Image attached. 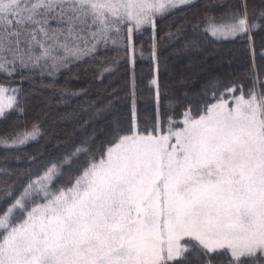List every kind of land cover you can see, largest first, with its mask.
Segmentation results:
<instances>
[{
    "label": "trees",
    "instance_id": "obj_1",
    "mask_svg": "<svg viewBox=\"0 0 264 264\" xmlns=\"http://www.w3.org/2000/svg\"><path fill=\"white\" fill-rule=\"evenodd\" d=\"M163 2L154 20L142 13L144 21L128 25L88 0H0V51L21 60L0 66V85L15 94L0 116V221L6 216L7 223L0 244L9 228L74 188L135 128L180 136L185 119L214 110L223 117L229 164L256 170V210L264 213V0ZM35 90L49 107L37 105ZM196 130L187 153L176 134L170 142L192 172L205 157L222 162L214 139ZM47 173L45 196L34 182ZM224 207L229 220L240 219ZM187 241L177 258L159 264H264V248L238 257L228 247Z\"/></svg>",
    "mask_w": 264,
    "mask_h": 264
},
{
    "label": "rangeland",
    "instance_id": "obj_2",
    "mask_svg": "<svg viewBox=\"0 0 264 264\" xmlns=\"http://www.w3.org/2000/svg\"><path fill=\"white\" fill-rule=\"evenodd\" d=\"M163 1L88 0V4L129 25L144 21L142 13L154 20ZM74 29L72 25V38ZM53 39L49 42L56 44ZM14 59V54L0 51V66L21 61ZM34 94L37 105L50 106L39 91ZM14 102L13 90L0 85V116ZM214 112L199 120L185 119L184 132L175 134L185 153L196 142V129L213 138L221 163L205 157L204 168L187 170L190 165L186 168L180 160L184 151L170 143L175 134L148 136L135 128L91 164L74 188L50 196L48 203L37 205L22 223L9 228L0 244V264H159L177 258L191 238L209 249L228 247L238 257L264 248V213L256 210L255 202L256 170L246 171L245 163L241 170L235 159L234 166L229 164V147L221 143L223 117ZM50 183L47 173L34 182L35 192L50 195ZM224 204L240 219L229 220ZM6 226L5 216L0 229Z\"/></svg>",
    "mask_w": 264,
    "mask_h": 264
}]
</instances>
